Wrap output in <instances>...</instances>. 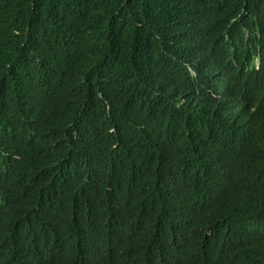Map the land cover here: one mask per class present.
Instances as JSON below:
<instances>
[{
  "label": "trees",
  "instance_id": "trees-1",
  "mask_svg": "<svg viewBox=\"0 0 264 264\" xmlns=\"http://www.w3.org/2000/svg\"><path fill=\"white\" fill-rule=\"evenodd\" d=\"M205 35L227 48L223 57L245 60L242 72L224 73L222 86L179 78L180 89L184 52ZM255 57L261 68L247 71ZM30 88L35 97L13 98ZM0 124L25 156L22 179L0 182V224L20 222L0 264H78L73 240L60 262L59 208L81 225L119 218L110 223L123 227L183 198L176 219L189 225L218 213L217 223L264 226V0H0ZM93 160L116 181L85 173ZM200 227H189L191 240ZM163 235L147 232L121 263L108 253L99 264H147ZM235 250L264 264L262 241Z\"/></svg>",
  "mask_w": 264,
  "mask_h": 264
},
{
  "label": "clouds",
  "instance_id": "clouds-1",
  "mask_svg": "<svg viewBox=\"0 0 264 264\" xmlns=\"http://www.w3.org/2000/svg\"><path fill=\"white\" fill-rule=\"evenodd\" d=\"M216 39H212L209 36H201L195 39L197 45L195 51L184 52V57L188 64L189 74L177 72L178 79L175 81L180 87L179 78L186 77L189 83L194 82L198 78H202L209 83H215L218 86H222L226 83L227 77L224 75H233L238 72H242L240 69V62L245 60L231 59L229 57H223L225 50L215 42ZM223 57V58H222ZM261 58L255 57L252 66L249 62L245 64L247 71H257L261 68ZM33 81L29 78L23 79L18 82V86H24L25 82ZM36 94L32 91V88L25 91L17 92L13 97L17 100L27 101ZM36 96V102L34 109L40 104ZM15 113V112H14ZM16 117L15 114H11ZM8 130L5 127L2 129L0 124V168L4 170L0 174V182L6 185L7 179H22L23 172L25 171V156L21 155L17 150H12L8 147V144L2 139L8 138ZM27 150V148L25 147ZM20 160L16 162V159ZM84 172L100 176V181L104 178L108 181H116V177L112 171L105 169L103 162L100 160H93L84 167ZM41 174L38 176L40 177ZM91 180V179H90ZM94 180V179H93ZM170 194L165 198H170ZM164 213L155 221H150L144 224L130 223L127 219L124 222L123 227L111 225L110 222L120 223L119 218L107 219L104 226H94L90 221L81 225V218L72 217L70 221L69 216L66 217L65 213L59 208V218L53 222V232L58 233L60 240V249L63 254L60 258V262L66 263L70 259L66 260L69 256L70 250L66 246L65 242L68 240L75 241V255L74 262L81 264L85 259L90 260L95 256L98 258L92 261V264H99L102 259L108 255L112 256V261H119L121 263L128 250L132 249L127 245L135 244L138 239H145L147 232H160L164 234L157 242L155 249L159 253L155 254L153 258L147 262V264H168V260L176 259L174 262H185L187 259L193 261H206L207 264H221L224 261L231 262L233 264H247L244 254L236 252V248H244L250 243H256L262 241L264 244V226H255L246 222H229L221 221L217 223L215 220L221 216L216 213L212 218H205L199 220L196 223H188V221H179L176 218L182 216V209H185L183 198H177L174 202L165 204ZM155 204L149 205L144 212H148L151 209L159 208ZM132 208L128 207L127 210ZM142 210V209H139ZM131 211V210H130ZM67 223H77L78 227L71 230ZM194 225H200L195 233L196 237L191 240L189 237V227ZM20 226V222L17 219H10L0 224V232L4 234L0 235L1 242L0 252L14 253V245L10 244L12 238L17 234V229ZM82 237H89L90 251L83 254V240ZM113 240L112 244H109ZM188 241L184 244L182 241ZM108 246V250L99 253L98 250ZM113 246L111 249H109ZM57 253V252H56ZM220 255V259L217 261V257ZM121 256V258H120Z\"/></svg>",
  "mask_w": 264,
  "mask_h": 264
}]
</instances>
